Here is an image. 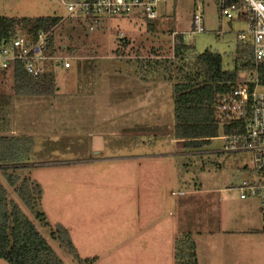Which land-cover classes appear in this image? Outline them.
I'll use <instances>...</instances> for the list:
<instances>
[{
  "label": "rangeland",
  "instance_id": "374dc122",
  "mask_svg": "<svg viewBox=\"0 0 264 264\" xmlns=\"http://www.w3.org/2000/svg\"><path fill=\"white\" fill-rule=\"evenodd\" d=\"M199 3L203 33L191 26ZM157 13L152 21L135 14L108 19L88 33L85 20L73 19L59 0H0V17L60 18L51 34L55 48L42 54L89 65L64 83L51 62L54 92L31 96L16 94L9 73L0 72L1 134L31 141L25 168L8 173L39 187L40 216L1 173L0 182L61 264H174L175 241L185 237L195 244L197 264H264L259 202L239 199L250 156L224 153L221 127L208 144L184 149L173 134L172 87L139 66H168L179 45L175 33L197 55L219 54L231 71L246 26L226 20L215 0H167ZM231 103L230 95L216 96L219 126ZM58 228L79 260L59 242Z\"/></svg>",
  "mask_w": 264,
  "mask_h": 264
},
{
  "label": "trees",
  "instance_id": "16d2710c",
  "mask_svg": "<svg viewBox=\"0 0 264 264\" xmlns=\"http://www.w3.org/2000/svg\"><path fill=\"white\" fill-rule=\"evenodd\" d=\"M216 4L218 0H215ZM227 5L241 6V0H225ZM61 23L57 17L44 18H9L0 17V42L7 41L18 34L29 41L36 42L39 35H45V50L55 48L52 32ZM172 33V32H171ZM173 34V33H172ZM179 43L172 51V57L166 63L146 61L140 69L147 68L149 75L159 77L170 84L174 96V128L176 140L183 142L186 150H194L208 144L216 137L221 127L224 134L231 132L230 126H219L213 120V108L216 96L228 94L247 76L256 73L259 84L264 88V64L255 65L252 49L248 45L238 44L235 48L231 71L222 68V58L217 53L204 51L195 54L190 45L183 42L182 35H176ZM127 45L125 39L119 42ZM124 45V46H125ZM59 48V47H57ZM16 94H50L55 90L53 74L47 73L39 80H33L16 65L9 73ZM4 96L0 95V107L5 105ZM7 132L0 127V134ZM31 141L27 137H8L0 135V173L5 183L14 188L15 197L34 216L35 207L40 199V189L27 180H21L14 173L25 168ZM18 184V185H17ZM59 242L79 260L68 233L56 230ZM0 258L9 264H61L54 251L43 237L35 230L30 221L13 201L8 200L6 188L0 182ZM174 264H197L195 244L191 238L177 239L174 244Z\"/></svg>",
  "mask_w": 264,
  "mask_h": 264
},
{
  "label": "built area",
  "instance_id": "2783aa9c",
  "mask_svg": "<svg viewBox=\"0 0 264 264\" xmlns=\"http://www.w3.org/2000/svg\"><path fill=\"white\" fill-rule=\"evenodd\" d=\"M166 1L59 0L73 19L85 20L88 33L101 30L105 20L115 17L135 14L145 20H155L158 15L157 8ZM241 1L240 7L227 5L225 0H218L217 6L226 20L245 24V32L238 35L239 44L251 47L255 65L264 64V0ZM191 26L195 33L204 32L200 3L195 5ZM18 35L0 42V72L10 73L20 64L23 73L33 80H39L50 69L51 62L63 70L70 68L69 58L47 57L42 54L45 50V35H39L36 42ZM173 37H176L175 33ZM123 39L124 35L118 34L117 40ZM225 95H230L236 103L230 104L232 109L222 121V126H230L233 129L224 136L223 152L250 156L251 169L246 171L247 178L238 187L239 199L258 200L264 232V88L260 86L256 73H253Z\"/></svg>",
  "mask_w": 264,
  "mask_h": 264
},
{
  "label": "crops",
  "instance_id": "0c3cea01",
  "mask_svg": "<svg viewBox=\"0 0 264 264\" xmlns=\"http://www.w3.org/2000/svg\"><path fill=\"white\" fill-rule=\"evenodd\" d=\"M73 58H70V64H71V66H70V68L69 69H67V70H63V69H61L60 68V70H62V76H63V78L65 79L64 81V83H66L67 81L66 80H68V78H75V76L76 75H78V68H79V71H80V68L81 67H84V66H81V67H74V63L72 62L73 60H72ZM87 66H89V65H87ZM87 66H85V67H87ZM84 67V68H85ZM90 67H92V66H90ZM83 68V69H84ZM92 68H94V69H96L97 68V65L95 64V65H93V67ZM53 69V67L52 68H50L45 74H44V76L47 74V73H52V70ZM52 70V71H51ZM57 70H59V68L57 69ZM132 80H134L133 78H132ZM136 81H138V80H136ZM139 81H142V80H139ZM157 100H159V96L157 95V98H155V102L157 101ZM155 102H152V103H155ZM142 107V106H141ZM6 136H8V137H11V136H13V133H10V132H8L7 134H5ZM182 144V143H181Z\"/></svg>",
  "mask_w": 264,
  "mask_h": 264
},
{
  "label": "water",
  "instance_id": "95a60500",
  "mask_svg": "<svg viewBox=\"0 0 264 264\" xmlns=\"http://www.w3.org/2000/svg\"><path fill=\"white\" fill-rule=\"evenodd\" d=\"M17 36H19V35H17ZM0 264H9V263H7L6 261H4L3 259L0 258Z\"/></svg>",
  "mask_w": 264,
  "mask_h": 264
}]
</instances>
